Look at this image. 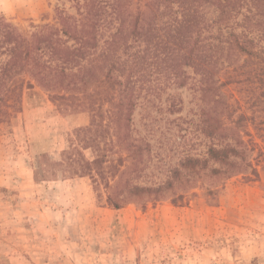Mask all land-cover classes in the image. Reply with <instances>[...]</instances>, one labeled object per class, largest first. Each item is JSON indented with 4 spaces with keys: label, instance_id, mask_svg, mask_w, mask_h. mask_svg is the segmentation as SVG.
<instances>
[{
    "label": "rangeland",
    "instance_id": "rangeland-1",
    "mask_svg": "<svg viewBox=\"0 0 264 264\" xmlns=\"http://www.w3.org/2000/svg\"><path fill=\"white\" fill-rule=\"evenodd\" d=\"M70 7L66 0H0V18L28 36L56 24L57 8L74 14ZM187 72L185 87L138 100L131 137L144 152L131 185L164 186L184 159L207 157L201 114L209 107L199 78ZM231 77L217 75L225 84L219 92L241 101L237 114L255 118L243 138L255 144L250 162L259 177L234 176L212 186L213 194L206 179L180 199L120 209L90 176L73 174L79 161L94 158L78 138L91 123L88 103L60 104L27 80L21 105L0 123V264H264V132L257 125L264 116Z\"/></svg>",
    "mask_w": 264,
    "mask_h": 264
},
{
    "label": "trees",
    "instance_id": "trees-1",
    "mask_svg": "<svg viewBox=\"0 0 264 264\" xmlns=\"http://www.w3.org/2000/svg\"><path fill=\"white\" fill-rule=\"evenodd\" d=\"M66 1L74 14L57 8L56 24L28 36L0 18V123L21 105L31 81L60 104L86 101L91 123L78 138L94 158L81 159L73 174L103 186L115 209L180 199L206 179L213 194L212 186L234 176L259 177L250 162L255 144L243 138L245 123L255 118L237 114L241 101H225L219 92L225 84L216 77L229 73L243 93L245 86L247 102L264 116V0ZM187 69L199 78L201 101L209 107L201 114L210 138L207 157L184 159L164 186L131 185L144 152L131 137L138 100L185 87L192 79ZM257 125L264 132V121Z\"/></svg>",
    "mask_w": 264,
    "mask_h": 264
}]
</instances>
